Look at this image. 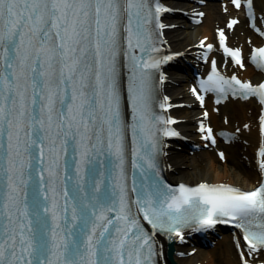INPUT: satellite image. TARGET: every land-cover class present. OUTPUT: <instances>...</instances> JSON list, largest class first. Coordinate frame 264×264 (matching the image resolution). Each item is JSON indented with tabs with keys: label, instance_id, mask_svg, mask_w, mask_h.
<instances>
[{
	"label": "snow or ice",
	"instance_id": "6c2138e0",
	"mask_svg": "<svg viewBox=\"0 0 264 264\" xmlns=\"http://www.w3.org/2000/svg\"><path fill=\"white\" fill-rule=\"evenodd\" d=\"M230 2L237 10L245 5L255 27L253 0ZM169 11L159 0H0V264H155L152 237L166 233L183 243L189 225L240 229V264H264V145L254 190L208 182L134 186L151 233L130 206L129 158L142 175H155L157 133L180 135L170 127L178 121L153 107H175L167 96L160 102L151 72L173 59L152 55L160 51L154 28L163 34L160 16ZM226 40L221 29L224 54L244 68L241 50ZM251 59L264 69V48ZM225 86L264 105V83L225 79L213 60L200 89L226 94ZM191 91L203 107L204 96ZM259 122L264 134V114ZM199 130L216 144L211 127Z\"/></svg>",
	"mask_w": 264,
	"mask_h": 264
},
{
	"label": "bare ground",
	"instance_id": "6f19581e",
	"mask_svg": "<svg viewBox=\"0 0 264 264\" xmlns=\"http://www.w3.org/2000/svg\"><path fill=\"white\" fill-rule=\"evenodd\" d=\"M167 1L174 8L192 6L188 0ZM255 6L257 9H264V0H255ZM230 15H238V12L231 10L228 15H223L220 12L209 11L200 26L192 25L185 17L171 16L167 23L174 27L167 31L166 37L174 50L183 52L185 58L192 61L196 52L195 45L203 37H209L210 40H213L215 29L219 25H224V20L226 21ZM229 35L232 44L245 51L248 50L247 38L251 37V33L246 25L240 22L233 31H229ZM240 73L248 81H258L262 77L256 78L257 73L252 68H247ZM190 83L192 82L189 76L182 74L176 68H172L169 71L166 91L173 98L174 103H186L187 106L174 110L179 120L178 127L190 141L199 144V136L195 133L197 129L195 123L201 120L203 111L199 109L197 102L190 94ZM208 108L211 110L210 121L216 130L229 129L238 134V138L230 146L221 145L220 147L227 154L226 163L223 165L218 159H214L213 153L207 150L196 152L193 157H190L186 147L183 155L177 149L170 147L166 158L167 163L171 166L170 178L176 182L182 180L190 183L199 181L228 182L243 189L253 188L260 180L254 163V152L259 145V133L256 124L259 107L251 100H234L227 102L223 107L209 103ZM245 124H248L249 127L245 128ZM245 141H247L246 144ZM231 241V236L224 234L223 239L218 241L214 249H199L194 256H174V260L177 264H240L233 253ZM177 250L188 251L189 247L177 246ZM164 264H169L166 258Z\"/></svg>",
	"mask_w": 264,
	"mask_h": 264
},
{
	"label": "rangeland",
	"instance_id": "374dc122",
	"mask_svg": "<svg viewBox=\"0 0 264 264\" xmlns=\"http://www.w3.org/2000/svg\"><path fill=\"white\" fill-rule=\"evenodd\" d=\"M182 155L184 154V152L181 153ZM190 157H193V155H190ZM214 158H216V155L214 154ZM224 169V167H223Z\"/></svg>",
	"mask_w": 264,
	"mask_h": 264
}]
</instances>
